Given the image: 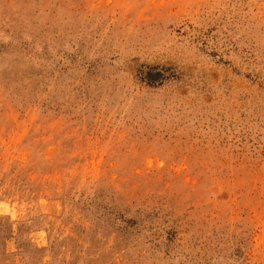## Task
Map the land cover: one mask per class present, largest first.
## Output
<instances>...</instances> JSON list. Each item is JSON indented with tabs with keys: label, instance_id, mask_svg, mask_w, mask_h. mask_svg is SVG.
<instances>
[{
	"label": "rangeland",
	"instance_id": "1",
	"mask_svg": "<svg viewBox=\"0 0 264 264\" xmlns=\"http://www.w3.org/2000/svg\"><path fill=\"white\" fill-rule=\"evenodd\" d=\"M0 264H264V0H0Z\"/></svg>",
	"mask_w": 264,
	"mask_h": 264
},
{
	"label": "trees",
	"instance_id": "2",
	"mask_svg": "<svg viewBox=\"0 0 264 264\" xmlns=\"http://www.w3.org/2000/svg\"><path fill=\"white\" fill-rule=\"evenodd\" d=\"M146 76H148V75L146 74L145 77H146ZM145 80H148V79L145 78Z\"/></svg>",
	"mask_w": 264,
	"mask_h": 264
}]
</instances>
